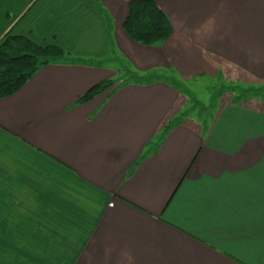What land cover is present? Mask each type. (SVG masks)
Returning <instances> with one entry per match:
<instances>
[{
  "label": "crops",
  "instance_id": "0c3cea01",
  "mask_svg": "<svg viewBox=\"0 0 264 264\" xmlns=\"http://www.w3.org/2000/svg\"><path fill=\"white\" fill-rule=\"evenodd\" d=\"M129 1L0 0V40L93 59L111 32L137 73L264 83V0H154L162 47L125 33ZM118 73L48 65L0 99V264H264V99L201 121L155 75L76 104Z\"/></svg>",
  "mask_w": 264,
  "mask_h": 264
},
{
  "label": "trees",
  "instance_id": "16d2710c",
  "mask_svg": "<svg viewBox=\"0 0 264 264\" xmlns=\"http://www.w3.org/2000/svg\"><path fill=\"white\" fill-rule=\"evenodd\" d=\"M128 4L129 13L122 26L125 33L142 46L162 47L173 34V27L167 15L154 0H130ZM107 38L109 48L113 50L111 32L107 33ZM71 56L73 55L56 44L41 45L28 37L8 33L0 40V99L16 94L41 68L48 65L103 66L100 62L86 63ZM122 66L125 69V83H121L120 78L102 82L81 96L76 104H86L105 91L115 88L119 83L145 84L158 79H151L150 76L131 71L127 65L122 64ZM165 80L177 88H181L175 81L169 78ZM188 113H184L179 119L181 120ZM179 119L173 121L171 126L176 124Z\"/></svg>",
  "mask_w": 264,
  "mask_h": 264
},
{
  "label": "rangeland",
  "instance_id": "374dc122",
  "mask_svg": "<svg viewBox=\"0 0 264 264\" xmlns=\"http://www.w3.org/2000/svg\"><path fill=\"white\" fill-rule=\"evenodd\" d=\"M113 50L109 52L111 53L109 56L107 55L102 58L91 59L78 56L71 57L83 60L86 63L100 62L105 66L113 67L116 69L117 73L119 72L118 77L114 79L120 78V82L125 83V69L122 64L127 65L131 71L136 70L117 49ZM113 57L118 58V60H114ZM144 75L150 76L151 79L156 78V76H161L164 79L169 78L180 85V89L186 93L189 98V103L187 105L189 106V109L193 110V112L191 111L190 113L191 117L201 121L211 120L218 111L219 105L225 101H245L251 97L257 96V98L264 99V83L260 84L254 81L244 83L240 80H229L219 76L215 78L202 77L197 80V82L195 81V83H185L170 70H158L156 72L144 73Z\"/></svg>",
  "mask_w": 264,
  "mask_h": 264
},
{
  "label": "snow or ice",
  "instance_id": "6c2138e0",
  "mask_svg": "<svg viewBox=\"0 0 264 264\" xmlns=\"http://www.w3.org/2000/svg\"><path fill=\"white\" fill-rule=\"evenodd\" d=\"M242 147H243V146H242ZM240 154H242V150H241V149H238L236 155L238 156V155H240ZM259 162H260V161H259V159H258V160L256 161V163H259Z\"/></svg>",
  "mask_w": 264,
  "mask_h": 264
}]
</instances>
